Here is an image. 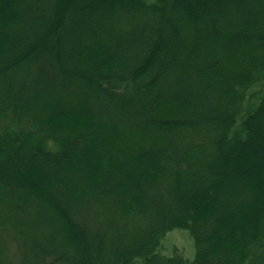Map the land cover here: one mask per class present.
Returning a JSON list of instances; mask_svg holds the SVG:
<instances>
[{"label":"trees","instance_id":"obj_1","mask_svg":"<svg viewBox=\"0 0 264 264\" xmlns=\"http://www.w3.org/2000/svg\"><path fill=\"white\" fill-rule=\"evenodd\" d=\"M0 264H264V0H0Z\"/></svg>","mask_w":264,"mask_h":264},{"label":"rangeland","instance_id":"obj_2","mask_svg":"<svg viewBox=\"0 0 264 264\" xmlns=\"http://www.w3.org/2000/svg\"><path fill=\"white\" fill-rule=\"evenodd\" d=\"M176 248H178L187 259H194L196 246L189 230L177 228L168 232L163 238L161 250L165 255H174Z\"/></svg>","mask_w":264,"mask_h":264}]
</instances>
